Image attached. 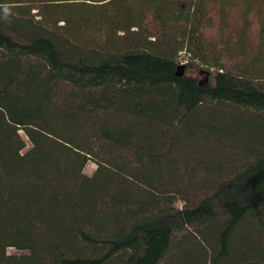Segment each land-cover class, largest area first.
Masks as SVG:
<instances>
[{"label": "trees", "instance_id": "trees-1", "mask_svg": "<svg viewBox=\"0 0 264 264\" xmlns=\"http://www.w3.org/2000/svg\"><path fill=\"white\" fill-rule=\"evenodd\" d=\"M0 264H264V0H0Z\"/></svg>", "mask_w": 264, "mask_h": 264}, {"label": "rangeland", "instance_id": "rangeland-1", "mask_svg": "<svg viewBox=\"0 0 264 264\" xmlns=\"http://www.w3.org/2000/svg\"><path fill=\"white\" fill-rule=\"evenodd\" d=\"M232 15H233V20H231V22H232L233 26H237V25L243 24L242 15H241V12L238 9L233 11ZM253 29H254V31L252 33V36H253L252 39L254 40V38H255V40H257L258 30H259V25H258L257 20H254ZM212 35L213 36H217V38L220 37V35L217 32V29L216 30L214 29L213 31L210 32V36L211 37H212ZM184 64L185 63H182L181 65H184ZM203 70L204 69L201 68L199 65H195L192 68H186V64H185V74L194 76V77L198 78V80L201 81V82L207 81V79H208L207 74ZM29 147H30V145L28 144V148ZM96 168H97V165L93 161H91L86 166L85 173L87 175H89V176H92L94 174ZM10 253L11 254H19V252L14 250V249H11Z\"/></svg>", "mask_w": 264, "mask_h": 264}, {"label": "water", "instance_id": "water-1", "mask_svg": "<svg viewBox=\"0 0 264 264\" xmlns=\"http://www.w3.org/2000/svg\"><path fill=\"white\" fill-rule=\"evenodd\" d=\"M185 75V65H180L178 67L177 76L182 77Z\"/></svg>", "mask_w": 264, "mask_h": 264}, {"label": "built area", "instance_id": "built-area-1", "mask_svg": "<svg viewBox=\"0 0 264 264\" xmlns=\"http://www.w3.org/2000/svg\"><path fill=\"white\" fill-rule=\"evenodd\" d=\"M182 63H185V64H186L187 62L184 61V62H182ZM185 64H184V65H185Z\"/></svg>", "mask_w": 264, "mask_h": 264}]
</instances>
